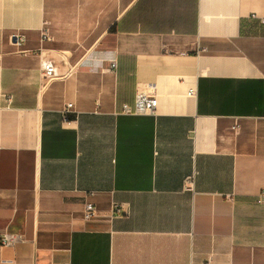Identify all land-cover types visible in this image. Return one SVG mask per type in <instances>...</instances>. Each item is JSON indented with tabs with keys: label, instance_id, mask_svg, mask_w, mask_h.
Here are the masks:
<instances>
[{
	"label": "crops",
	"instance_id": "obj_1",
	"mask_svg": "<svg viewBox=\"0 0 264 264\" xmlns=\"http://www.w3.org/2000/svg\"><path fill=\"white\" fill-rule=\"evenodd\" d=\"M261 20L264 0H0V264H264ZM137 93L155 116L121 114Z\"/></svg>",
	"mask_w": 264,
	"mask_h": 264
},
{
	"label": "built area",
	"instance_id": "obj_2",
	"mask_svg": "<svg viewBox=\"0 0 264 264\" xmlns=\"http://www.w3.org/2000/svg\"><path fill=\"white\" fill-rule=\"evenodd\" d=\"M261 24H264V20L260 21ZM116 64L111 63V68H115ZM43 73L45 77H52L54 74V69L50 64L43 65ZM194 92L193 90L189 91V95H192ZM70 106H67L69 109ZM157 110V100L151 94L146 93H137L134 99V103L132 105H123L121 109V114L129 115V116H155ZM63 120H68L69 110L63 111ZM193 181L194 177L187 178L184 182L185 190L191 191L193 188ZM259 200L262 204H264V192L260 193ZM84 219L90 220L94 218L95 215V208L93 205L86 203L84 207ZM113 212L116 215H120L121 208L118 205L113 206ZM20 241V237L17 235H9V234H2L0 235V246L1 247H12L17 242Z\"/></svg>",
	"mask_w": 264,
	"mask_h": 264
}]
</instances>
